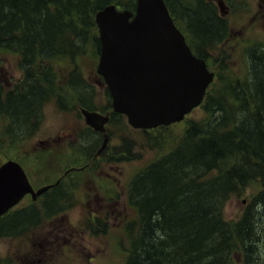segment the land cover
<instances>
[{"label": "trees", "instance_id": "1", "mask_svg": "<svg viewBox=\"0 0 264 264\" xmlns=\"http://www.w3.org/2000/svg\"><path fill=\"white\" fill-rule=\"evenodd\" d=\"M135 1L0 0V50L15 53L23 71L12 88L3 92L0 84V112L9 120L4 139L8 147L14 146L12 140H19L16 147L20 151L28 145L40 123L43 100L52 94L57 81L62 84L68 78L71 88L75 84L91 88L74 58L86 48L99 55L96 12L109 4L133 11ZM164 2L178 27H182L179 20H185L190 34L180 28L190 47L209 66L212 63L218 81L221 75L209 54L212 45L224 39L227 28L216 13L214 0ZM249 53L248 80L226 81L218 89L213 82L200 105L207 118L188 122L181 135L170 140L169 149L129 180L127 202L136 217L124 225L129 241L124 264H264V47H254ZM56 59L65 62L61 69L68 76L58 73L63 81L51 66ZM65 85L57 86L60 93ZM60 93L56 100L63 104ZM106 94L109 102L101 111H109L108 125L119 123L124 116L112 110L107 87ZM77 99L81 108L96 110L85 94ZM123 126L138 130L126 122ZM170 126L139 131L147 139L157 135V140ZM88 129L93 134L87 144L91 149L102 135ZM134 144L126 136L106 159L135 158ZM253 184L256 190L241 215L225 217L224 202ZM56 190L48 195L47 210L56 201ZM27 212L29 218L35 215ZM22 220L23 213L0 219V234L20 231L13 223ZM92 222L88 223L91 231L92 225L100 226L99 230L105 227L99 218Z\"/></svg>", "mask_w": 264, "mask_h": 264}, {"label": "rangeland", "instance_id": "2", "mask_svg": "<svg viewBox=\"0 0 264 264\" xmlns=\"http://www.w3.org/2000/svg\"><path fill=\"white\" fill-rule=\"evenodd\" d=\"M220 1L223 6V0ZM225 3L231 13L227 14V9L221 8L218 1L214 0L213 3L218 15L220 11L218 9H222L223 12L220 11V14L227 28L224 39L212 45L214 50L209 54L214 67L221 75L220 81L215 80L214 87L217 89L226 81L248 80L249 51L254 47H264V0H225ZM179 21L187 31L185 20L181 18ZM97 62L96 52L93 54L88 48L82 56L74 58V64L91 84V88L76 84L77 87L71 88L73 83H68V78L62 84L57 81L52 94H49L47 100L42 101L40 123L36 132L29 136V143L21 149L22 151L16 147L19 140L7 138L14 143V146H7L4 139L7 137L5 131L9 120L4 112H0V163L9 159L19 161L34 187L47 185L50 187V183L65 170L75 169L66 179H62L59 185L54 186L63 191L60 197L62 203H59L60 200L54 202L48 210L46 209L48 213L44 209L42 212L38 211V216L36 215L38 223L33 229L0 234V254L9 258L6 264H22L13 257L18 256L20 252V259L22 255L35 256L39 258L40 264H124L126 249L129 246L124 225L127 220L136 217L135 211L127 202L129 180L136 172L169 149L173 145L170 140L181 135L183 127L188 122H198L207 118V113L199 105L181 121L171 124L170 129H163L162 135L156 140L157 135L147 139L139 131L141 129H126L123 126V123H127L124 116L119 123L107 125L108 142L104 151L102 150L105 153L98 156L95 152L102 144L103 134L100 143L89 149L87 144L90 143L93 134L84 121L77 99L80 94H85L96 108L95 111L100 113L102 108L107 107L109 98L104 80L96 72ZM64 65L65 62L58 59L53 60L51 64L58 76H60L58 73L62 72V76L66 77L68 75L65 76L61 69ZM210 66L212 68V63ZM50 71L52 72L51 69ZM22 76L18 56L0 50V84L3 92L12 88V83H17ZM225 76H227L225 79L222 78ZM59 79L63 81L61 76ZM65 83L67 85L63 93H60L57 86ZM217 92L218 90L214 91ZM59 93L65 99L63 104L56 100ZM126 136L135 141L134 150L138 154L130 160L108 161L107 155H110L114 146L119 145ZM256 186L257 184H253L239 194L233 193L224 202L225 217L236 219L240 216L250 194L256 190L253 187ZM44 199L45 196L41 202ZM39 200L33 201L38 208ZM90 215L102 219L105 223L103 230H99L100 226L92 225L93 231L85 227L88 219L92 221Z\"/></svg>", "mask_w": 264, "mask_h": 264}, {"label": "water", "instance_id": "3", "mask_svg": "<svg viewBox=\"0 0 264 264\" xmlns=\"http://www.w3.org/2000/svg\"><path fill=\"white\" fill-rule=\"evenodd\" d=\"M94 19L100 42L96 72L109 89L112 110L132 127L169 125L201 102L213 73L191 52L164 0H136L134 11L109 4ZM81 113L87 126L103 133L99 154L108 142L109 115L84 108ZM48 187L34 190L19 162L1 163L0 214L24 194L35 197Z\"/></svg>", "mask_w": 264, "mask_h": 264}, {"label": "flooded vegetation", "instance_id": "4", "mask_svg": "<svg viewBox=\"0 0 264 264\" xmlns=\"http://www.w3.org/2000/svg\"><path fill=\"white\" fill-rule=\"evenodd\" d=\"M223 2H224V4H223V6L221 7V8H225V9H227L226 11H227V14L228 13H231V10H230V8H229V6L225 3V0H223ZM258 2H260V1H258ZM224 9V10H225ZM221 11V9H218V11ZM220 11H219V17L220 18H222V16H221V14H220ZM222 12V11H221ZM73 171H75V169L74 168H70V169H68V170H65L61 175H59L58 176V178L55 180V181H53V182H51L50 183V187H49V189L48 190H44L42 193H40V194H36V196L35 197H33V195H30V194H25V195H23L22 197H21V199L15 204V205H13L6 213H4V214H2V215H0V219H2V218H4V217H6V216H11V215H13V214H16V213H23V215H24V218H25V220H22L21 222L20 221H16V222H14L13 223V225H14V229H20V231H22L23 229H33L34 227H35V225H37V221H36V219H37V217H36V215L38 216V211H43V209H44V211H45V209H46V205H45V202L48 200V195H49V193L51 192V190H52V188H54V186H56V185H59V183H60V181L62 180V179H66L69 175H71V173L73 172ZM31 183V182H30ZM62 183H63V181H62ZM55 184V185H54ZM32 185V184H31ZM33 186V185H32ZM41 187V186H40ZM40 187H34L33 186V189L34 190H37L38 188H40ZM63 187H65V186H63ZM62 189L60 188H58V190H56V197H55V202H58L59 200H60V197H61V195H62ZM43 196H45V199H44V201H42L41 202V199L43 198ZM38 199H40L39 200V208L35 205V203L33 202V201H36V200H38ZM60 204L62 203V201L60 200V202H59ZM33 211L34 212V214L35 215H32L30 218H29V215H28V212L27 211ZM15 216V215H14ZM90 222H92V221H90ZM90 222H88V221H86V224H85V227L87 228V229H89V227H88V223H90ZM93 223V222H92ZM91 224V223H90ZM78 225H81V224H79L78 223ZM64 227H66V228H69V227H67V226H64ZM38 228H40V226L38 227ZM37 229V228H36ZM61 229H63V228H61ZM19 231H17V232H14V233H18ZM12 234V233H11ZM20 256H21V252L20 253H18V256H13V257H16L22 264H40L39 263V258H37V257H35V256H30V255H22V258L20 259ZM9 260V258L8 257H5L4 255H1L0 254V264H6V262Z\"/></svg>", "mask_w": 264, "mask_h": 264}]
</instances>
